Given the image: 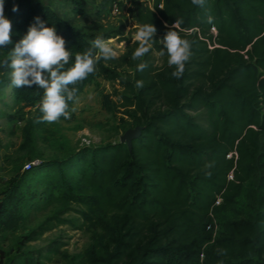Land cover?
I'll use <instances>...</instances> for the list:
<instances>
[{
  "label": "trees",
  "instance_id": "16d2710c",
  "mask_svg": "<svg viewBox=\"0 0 264 264\" xmlns=\"http://www.w3.org/2000/svg\"><path fill=\"white\" fill-rule=\"evenodd\" d=\"M114 1L99 5L111 10ZM64 2L78 16L88 6V0ZM5 15L12 43L0 48V89L12 87L11 121L25 125L24 162L0 189V240L27 230L17 236L25 246L69 224L88 232L89 241L67 264H264V0H205L203 7L142 0L127 32L88 31L46 0H5ZM36 17L64 37L72 53L66 68L98 36L125 43L118 58L101 59L97 71L70 87L79 93L96 75L117 82L114 99L106 95L104 105L142 126L131 149L116 141L42 155L33 130L47 124L38 122L44 90L14 87L4 64ZM177 20L176 30L193 42L180 79L171 75L161 42ZM145 23L157 33L143 57L148 67L139 71L141 61L131 56ZM56 203L62 209L27 227L35 210ZM63 245L56 239L25 248L6 262L10 252L0 241V264H48L68 255Z\"/></svg>",
  "mask_w": 264,
  "mask_h": 264
},
{
  "label": "rangeland",
  "instance_id": "374dc122",
  "mask_svg": "<svg viewBox=\"0 0 264 264\" xmlns=\"http://www.w3.org/2000/svg\"><path fill=\"white\" fill-rule=\"evenodd\" d=\"M46 1L52 2L53 7L55 6L73 24L96 32L119 28L127 32L135 26L134 11L137 5L142 2V0H120L121 12L113 14L111 10L101 9L100 0H88L84 14L79 17L76 9L66 5L64 0ZM146 2L150 3L151 0H146ZM143 5L145 6V4ZM106 41L111 42L117 55L124 52L125 43L120 42L117 37L106 39ZM157 60L161 62L159 55H157ZM117 87V82L102 75H96L94 80L86 84L83 90L78 93L77 100L69 104L70 109L75 108L70 119L61 117L55 123H47L42 129H34L33 139L42 155L53 157L85 146L94 147L121 141V136L125 131L134 128V126L126 116L124 119L122 113H111L104 105L106 95L109 94L110 98L114 99L112 94ZM29 109L27 107L25 110ZM15 111L12 87L0 89V189H4L10 184L15 174V167L24 162V152L21 147L24 142L25 121L12 122L11 114H14ZM38 161L39 159H36L34 162ZM62 207L61 203L50 206L42 205L40 209L33 212L27 227L35 226L48 214L54 213ZM67 216L68 214L63 215V217ZM26 231L7 232L5 237L0 240L10 252L6 262L20 256L19 254L25 248L32 251L45 247L52 240L59 239L64 242L63 250H67L69 253L66 257L63 255L54 257L48 264H67L68 259L82 251L89 241V234L84 229H75L69 224H64L48 231L38 240L21 246L17 236Z\"/></svg>",
  "mask_w": 264,
  "mask_h": 264
},
{
  "label": "clouds",
  "instance_id": "9594fccd",
  "mask_svg": "<svg viewBox=\"0 0 264 264\" xmlns=\"http://www.w3.org/2000/svg\"><path fill=\"white\" fill-rule=\"evenodd\" d=\"M195 6L203 7L205 0H191ZM13 12L18 11L14 5ZM212 17L208 22L212 23ZM179 21L172 26L162 38L163 48L168 55V65L173 67L171 75L180 79L186 68V63L192 56L193 42L183 38L176 30ZM12 21L5 15V0H0V48L12 43ZM157 28L152 23H145L139 27L135 40L139 46L133 52L131 59L141 61L137 68L143 71L148 67L143 57L150 51ZM72 57L70 49L66 47L64 37L57 34L56 28L46 26L39 17L32 24L27 34L10 51L4 62L11 69L10 80L14 87H31L38 85L42 88L43 97L39 111L41 116L38 122L55 123L61 117L71 118L75 108L70 109L69 102L77 100L78 89L75 86L96 71V65L103 59L105 61L116 59L117 52L111 42L98 36L82 54L75 55V62L66 68ZM137 87H142L143 82L137 81Z\"/></svg>",
  "mask_w": 264,
  "mask_h": 264
},
{
  "label": "water",
  "instance_id": "95a60500",
  "mask_svg": "<svg viewBox=\"0 0 264 264\" xmlns=\"http://www.w3.org/2000/svg\"><path fill=\"white\" fill-rule=\"evenodd\" d=\"M142 126H135L134 128H129L121 136V141L128 144L129 149L132 147L133 140L140 136Z\"/></svg>",
  "mask_w": 264,
  "mask_h": 264
},
{
  "label": "built area",
  "instance_id": "2783aa9c",
  "mask_svg": "<svg viewBox=\"0 0 264 264\" xmlns=\"http://www.w3.org/2000/svg\"><path fill=\"white\" fill-rule=\"evenodd\" d=\"M111 12L113 13V14H120V12H121V6H120V4H119V0H115L113 3H112V5H111Z\"/></svg>",
  "mask_w": 264,
  "mask_h": 264
},
{
  "label": "crops",
  "instance_id": "0c3cea01",
  "mask_svg": "<svg viewBox=\"0 0 264 264\" xmlns=\"http://www.w3.org/2000/svg\"><path fill=\"white\" fill-rule=\"evenodd\" d=\"M55 7V6H54ZM56 8V7H55ZM79 17H82V15H80Z\"/></svg>",
  "mask_w": 264,
  "mask_h": 264
}]
</instances>
